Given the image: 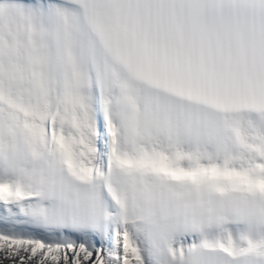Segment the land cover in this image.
Here are the masks:
<instances>
[{
    "label": "snow or ice",
    "instance_id": "1",
    "mask_svg": "<svg viewBox=\"0 0 264 264\" xmlns=\"http://www.w3.org/2000/svg\"><path fill=\"white\" fill-rule=\"evenodd\" d=\"M0 264H264V0H0Z\"/></svg>",
    "mask_w": 264,
    "mask_h": 264
}]
</instances>
